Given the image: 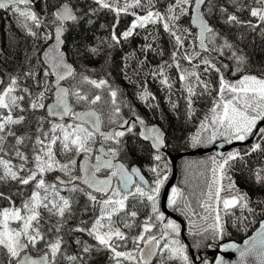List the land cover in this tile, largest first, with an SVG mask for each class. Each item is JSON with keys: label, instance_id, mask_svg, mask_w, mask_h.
<instances>
[{"label": "snow or ice", "instance_id": "obj_1", "mask_svg": "<svg viewBox=\"0 0 264 264\" xmlns=\"http://www.w3.org/2000/svg\"><path fill=\"white\" fill-rule=\"evenodd\" d=\"M230 2L237 12L247 10L264 29V0H255L256 6L241 0ZM48 7V0H44L42 16L34 9L33 0H0V10L17 16L30 37L54 40L43 52L39 68L27 58L15 73L0 78V184L19 186L16 195L22 196L17 206L12 195L0 191V200L8 204L0 207V264H61L66 257L63 229L74 215L73 205L79 203L73 199L75 195L84 197L83 213H91L75 231L86 233L95 244L77 240L83 245L81 254L66 257L73 264H87L94 250L106 253L109 264H153L154 257L160 264H196L190 247L214 245L225 253L234 251L237 259L229 261L217 255L214 261L201 258L200 264H264V199L253 201L230 175L234 162L242 159L241 153H217L200 162L202 183L197 185L198 192L191 193L194 201L182 188H172L168 204L188 217L193 237L191 246L184 243L179 239L181 225L166 219L158 208L160 190L167 179L161 172L166 167L160 154L164 133L155 124L148 126L131 104L121 100V90L110 82L107 73L94 76V69L85 66L78 70L70 62L71 56H107L138 30L162 27L172 45L169 60L156 65L148 75L166 86L169 103L176 110L179 102L172 99L173 83L167 70H177L179 96L189 121L196 117V104L210 105L188 137L191 146L210 145L217 140L229 144L245 141L255 131L264 138V127H258L264 122V68L254 71L243 49L217 31L209 17L215 9L228 26H247L255 31L257 25L251 19L241 20L236 12H229L214 0H170L163 10L156 7V0H84L83 7L73 0H57L51 4V12ZM101 10L114 14L109 35L96 38L95 44H86L82 50L78 46L65 50L66 33L85 20L91 24V17ZM129 14L133 17L130 25L118 33L121 16ZM185 16L198 32L183 27L181 18ZM53 27L54 31L44 30ZM152 35L153 42L146 43L142 50L163 56V50L154 47ZM146 63L147 56L140 61L141 66ZM227 72L238 74V78L229 79ZM212 73L216 74L215 81L205 78ZM138 83V98L153 110L159 108L145 84ZM102 105H107V114ZM125 107L128 118L123 114ZM33 122L35 131H27ZM137 125L143 129L138 133ZM137 135L150 141L153 163L147 171L155 177L151 182L141 167L129 161L126 137ZM258 149L264 151V144H253L251 151ZM60 154L67 160L58 158ZM57 171L63 177L57 175L49 183L46 177ZM254 178L264 187V168L258 169ZM62 191L68 195H62ZM136 203L149 209L139 223ZM45 213L57 218L46 230L42 226ZM229 223L238 230L254 223L259 227L242 245L221 242L230 235ZM133 228L139 229L135 235L130 234Z\"/></svg>", "mask_w": 264, "mask_h": 264}, {"label": "trees", "instance_id": "obj_2", "mask_svg": "<svg viewBox=\"0 0 264 264\" xmlns=\"http://www.w3.org/2000/svg\"><path fill=\"white\" fill-rule=\"evenodd\" d=\"M55 2H57V0H48V12L53 10L51 4ZM73 2L80 4L81 7L84 5V0H73ZM143 2L146 3L147 0H143ZM169 2L170 0H156V7L163 10ZM241 2L249 6H256L255 0H241ZM214 3L218 6L228 8L229 12H236L241 20L247 21L251 19L253 24L257 25L255 31L248 29L247 26H228L222 22L223 18L215 9L212 16L209 17L210 23L217 29V31L222 32L229 38L231 42L237 44L241 49H243L244 53L248 56L254 71L259 68H264V35H261V32L264 31V29L261 28L257 19L251 17L247 10L237 12L232 6L230 0H214ZM33 7L37 12L41 13L42 16L44 15V0H33ZM137 11L141 10L137 9ZM91 18L93 21L91 24L87 23V20H85L66 33L65 50H67V48L74 49L77 46L82 50L83 46L86 44H95L96 38L107 37L109 35L110 26L115 22L113 13L108 12L107 10H101L98 14L92 16ZM132 19L133 17L130 14L122 15L117 26V32H123L130 25ZM181 24L183 27L190 28L193 33H196V29L190 24L189 16L182 17ZM101 25H104L105 27L102 28ZM53 28L44 30H53ZM152 34L155 35L154 47L158 46L160 49H162L163 56L157 55L154 52L142 50L146 43L153 42ZM145 37H148V39L146 40ZM241 37H243V39H241ZM188 39L191 41L192 37L190 36ZM49 42L50 41L45 42L43 40L37 41L30 37L22 25L18 22L17 16L13 15L8 10L6 12H1L0 55L2 54V56H0V66H2L3 69L0 70V78L6 79V76H3L5 73H15L22 65L27 62V58H30L31 64L33 66L39 68L41 65L39 54L41 53L44 46H46ZM171 48L172 45L169 41L168 35L164 32L162 27L150 26L147 31L140 29L138 30V34H135L128 40L123 41L120 45L113 47L110 50V54L107 56L89 57L85 59H79L75 56H71L70 59V61L75 67L78 68V70H82L83 67L86 66L88 69L95 70L94 73H92L94 76H101L107 73L110 82L121 90V100L125 104H131L137 114L144 118L147 123L159 124L163 128L165 132L166 145L169 152L168 154L160 153L163 157L162 164L166 165V167L161 168V172L163 175L167 176V179L160 190L158 200L159 209L162 190L171 175V162L169 159V154L194 149V147L191 146L188 137L195 131L198 119L210 106L206 102H200L196 104V108L198 109L196 117L189 121L185 115L184 101L179 96L181 85L177 79V70L175 68H169L167 70V73L171 78V82L173 83L172 99L174 101L178 100L179 102L178 109L176 110H173L171 103H169L168 97L170 93L166 90V86L160 83L159 78H154L151 75H148L151 70L155 69L156 65L162 63L165 60H169ZM145 56H147V63L141 66L140 61L143 60ZM224 62L229 63L226 58H224ZM184 66H187L186 62L184 63ZM201 68H203V65H201ZM137 73H139V76ZM226 76L233 80L238 78V74L237 76H233L231 72H227ZM205 78H210L215 81L216 74L212 73L211 77ZM50 79H52V77ZM138 81L143 82L148 91H150L155 96L156 99L153 103H157L159 108L153 110L148 107L147 102L141 101L138 98V92L141 90L140 83H138ZM28 83L31 84L32 82L28 81ZM101 107L105 114H107V105H102ZM78 109L79 108H77V110ZM40 114H42V111L36 115ZM123 114L125 118L130 116L128 108H123ZM26 130L35 131L34 122L33 126ZM135 131L138 133V128H136ZM126 140L128 143L129 161L141 167L142 172L151 182L155 177L151 172L147 171V168L153 163L151 159L152 149L150 145L147 142L141 141L138 135L135 137L128 136L126 137ZM258 143L264 144V138H261ZM8 147L10 148V144ZM30 148L31 145L29 144V154ZM251 148L252 147L248 145L238 148L239 150H235L241 153L242 159H237V161L234 162L230 175L241 191L247 192L253 201H257L264 199V187L257 184L254 178L255 172L258 169L264 168V151L258 149L253 152L251 151ZM136 150H139V152L136 153ZM58 158L64 161L67 160V156L64 154H60ZM181 159L178 160L179 176L181 167L183 166L181 164ZM13 162L18 163L15 158H13ZM57 175L63 177V174L57 171L48 174L46 179L49 183H52L54 182ZM179 176L176 183L174 184L175 186H178L181 182ZM18 187L19 186L17 185L0 184V191H4L6 194L12 195V198L17 206H19L22 199V196L16 195ZM23 192L27 193L28 189L24 188ZM61 194L68 195L67 191H62ZM73 199L78 200L79 203H75L73 205L74 215L68 220L62 233L65 240L66 257L81 254V247L83 245H78L76 243L77 240L87 242L89 245L95 244V241L86 233L75 231L77 227L82 226V221L89 219L91 213L84 214L82 211L84 206L83 196L75 195L73 196ZM4 206H8L7 202L0 200V207ZM167 207L173 214L181 217L184 220V234L187 237L186 244L191 246L193 237L189 232L188 217L181 211L174 210L171 206H168V204ZM134 210L139 212L137 223L142 221L144 217L149 214V209L140 203H136L134 205ZM236 214L240 215L239 210L236 211ZM165 217L166 219H172L166 214ZM56 222V217L50 218L48 214L45 213L42 226L46 230L49 225L55 224ZM257 224L258 223L249 224L246 229L238 230L236 227H233L231 223H229L227 230L230 235L226 236L223 241H240L243 237L250 234ZM138 230V228H133L131 229L130 234L135 235ZM179 239L184 242L181 237V232ZM128 247H132L131 243H129ZM190 248L193 249L195 254H197L205 247L202 246L199 249L192 247ZM66 257L61 261V264H73V262L68 260ZM87 264H109L107 254L99 250H94L87 258ZM153 264H160V260L156 258ZM198 264H200V262Z\"/></svg>", "mask_w": 264, "mask_h": 264}, {"label": "water", "instance_id": "obj_3", "mask_svg": "<svg viewBox=\"0 0 264 264\" xmlns=\"http://www.w3.org/2000/svg\"><path fill=\"white\" fill-rule=\"evenodd\" d=\"M4 11V10H0V13ZM191 24V22H190ZM192 27H194L196 29V32H198V28L195 25H192ZM54 31V28H53ZM53 41H50L46 46H44V48L42 49L41 53H40V61L42 62L44 60V56H43V52L45 50H47L48 45H50L51 43H53ZM197 48H198V41L196 42ZM71 62V61H70ZM52 79L54 80V77H52ZM48 102H51L48 101ZM80 110V109H78ZM148 126H151L155 123H147ZM157 127H159L161 129V131L164 133V137H165V132L163 130V128L159 125V124H155ZM258 127H264V122H261ZM138 128V132L142 131L143 129L137 125ZM260 136V134L258 133V131H255L254 134L249 137L247 140L245 141H236V142H232V143H225L223 140H218L216 141V143L211 144L208 147H198V148H194L191 150H186V151H179L173 154H169V159L171 162V175L168 178L167 182L164 185V188L162 190L161 196H160V211L164 212V214L168 215L170 218H172L173 220L177 221L180 225H181V237L184 240L185 243H187V237L184 234L185 231V224H184V220L173 214L167 207V198L170 192V189L172 188V186L176 183L179 173H178V160L186 157V156H198V157H204L207 156L211 153H227L235 148H239L241 146H245L248 144L253 143L258 137ZM140 140L143 142H147L150 145V141H144L142 137H140ZM168 149H167V145H166V141L165 144L161 147L160 149V153L163 154H168ZM144 174V173H143ZM145 175V174H144ZM60 176V175H59ZM146 179H148L145 176ZM259 227V225L257 224V226L250 232V234H248L247 236L243 237L240 241H235V240H228V241H223V242H236L239 244H243V241L245 239L248 238L249 235L254 234V231ZM189 254L193 256V258L196 260V264H198L200 262V259H197V256L194 254L193 249L190 248ZM207 255L212 257V261H214L215 257L217 255H223L225 256L226 260L232 261V260H236L237 259V253H235L234 251H229L227 253L221 251L218 247L213 246V247H209V250L207 251ZM157 257L153 258V262L156 260Z\"/></svg>", "mask_w": 264, "mask_h": 264}, {"label": "rangeland", "instance_id": "obj_4", "mask_svg": "<svg viewBox=\"0 0 264 264\" xmlns=\"http://www.w3.org/2000/svg\"><path fill=\"white\" fill-rule=\"evenodd\" d=\"M6 11L7 10L3 12H6ZM0 56H2V54ZM2 69L3 67L0 66V70ZM233 142H236V141H233ZM208 145L209 144H202L201 147H206ZM211 156L213 155H209L206 157H189L188 156V157L181 159L182 160L181 164L183 165L181 167L180 176H179L181 182L178 186H175V187L182 188L185 191V193L189 195L191 199H193V201L195 200V197H192L191 193H193L194 191L198 192L197 185L199 183H202V179L199 177V173L203 171V166L201 165L200 162L207 161L208 158ZM170 196H171V191H170L169 197ZM158 200H159V197H158ZM168 206L170 205L168 204Z\"/></svg>", "mask_w": 264, "mask_h": 264}, {"label": "flooded vegetation", "instance_id": "obj_5", "mask_svg": "<svg viewBox=\"0 0 264 264\" xmlns=\"http://www.w3.org/2000/svg\"><path fill=\"white\" fill-rule=\"evenodd\" d=\"M261 136H259L253 143H251V144H248L249 146H251L252 147V145L253 144H255V143H258L260 140H261ZM248 145H245V146H248ZM244 146V147H245ZM241 147H243V146H241ZM240 148V147H239ZM234 150H239L238 148H236V149H233L232 151H234ZM136 153H138L139 152V150H136L135 151ZM210 155H215L214 153H211ZM168 156V155H167ZM209 156V155H208ZM173 187H175V185H173ZM172 187V188H173ZM172 188H171V190H172ZM222 242V241H221ZM215 246V245H214ZM209 250V247H205L204 249H201V251H199L197 254H195L196 256H197V259L199 258V259H201V258H203V259H208L209 261H212V257H210V256H208L207 255V251Z\"/></svg>", "mask_w": 264, "mask_h": 264}]
</instances>
